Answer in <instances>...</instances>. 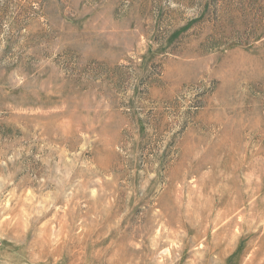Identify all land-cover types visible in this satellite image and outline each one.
I'll list each match as a JSON object with an SVG mask.
<instances>
[{"label":"rangeland","instance_id":"1","mask_svg":"<svg viewBox=\"0 0 264 264\" xmlns=\"http://www.w3.org/2000/svg\"><path fill=\"white\" fill-rule=\"evenodd\" d=\"M0 264H264V0H0Z\"/></svg>","mask_w":264,"mask_h":264}]
</instances>
